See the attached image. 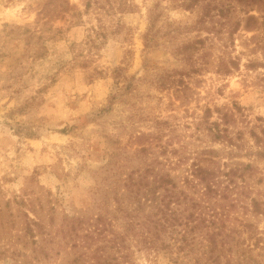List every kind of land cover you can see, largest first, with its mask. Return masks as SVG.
Segmentation results:
<instances>
[{
  "label": "rangeland",
  "instance_id": "374dc122",
  "mask_svg": "<svg viewBox=\"0 0 264 264\" xmlns=\"http://www.w3.org/2000/svg\"><path fill=\"white\" fill-rule=\"evenodd\" d=\"M116 152L115 184L103 177ZM152 158L194 197L189 165L214 170L223 196L209 205L240 230L230 264H264V0H0V208L18 212L22 195L57 227L104 210L107 190L112 209L125 175ZM132 222L120 264H205L204 229L193 252L150 251L145 216ZM12 232L0 264L69 263L68 247L32 260Z\"/></svg>",
  "mask_w": 264,
  "mask_h": 264
},
{
  "label": "trees",
  "instance_id": "16d2710c",
  "mask_svg": "<svg viewBox=\"0 0 264 264\" xmlns=\"http://www.w3.org/2000/svg\"><path fill=\"white\" fill-rule=\"evenodd\" d=\"M145 151L146 148H140V152L147 154ZM119 156V152L111 154V165L104 170L103 180L116 179V184L118 178L113 177L121 167ZM182 160L178 158V162ZM151 163L164 164L152 158L143 169L130 170L122 181L123 193H115L112 197L115 204L112 209L107 208L108 195L105 190L100 194V202L107 204L104 210L98 207L97 213L85 215V208L81 214L65 216L57 227L50 215L47 222L38 215V211L43 209L41 204L35 206L31 199L16 196L13 201L19 207L18 212L7 209L8 202L4 209L0 208V235L8 228L13 229L14 232L7 239L14 236V242H19L22 237V246H30L32 260H39L40 256L48 259L59 254L61 248L68 247L69 252L66 253L71 255L68 264H120L128 259L127 239L134 231L132 218L141 215L146 218L149 233L148 239L139 244L144 249L157 251L175 245L179 251L186 249L193 252L198 249L194 244L195 230L204 229L199 241V258H203L205 264H223L221 256H224V264H230V253L239 242L240 230L226 226L221 218L225 214L209 205L211 198H214V204L217 196H223L217 187L214 170L194 162L189 165V172L182 177V182L198 191L199 195L194 197L179 189L169 172ZM244 168L248 169L249 165ZM236 170L229 169L224 175H233ZM251 201L253 211L258 212L260 204L256 200ZM53 209L50 207L49 213ZM117 212L125 220L124 231L116 232L114 229ZM164 236L169 238L171 244L164 242ZM15 250H12L14 255L26 256L24 250ZM194 262L200 263L198 258ZM236 264H249V261L247 258L243 262L237 260Z\"/></svg>",
  "mask_w": 264,
  "mask_h": 264
}]
</instances>
